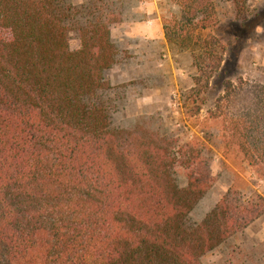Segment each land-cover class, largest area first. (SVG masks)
<instances>
[{"label":"trees","instance_id":"obj_1","mask_svg":"<svg viewBox=\"0 0 264 264\" xmlns=\"http://www.w3.org/2000/svg\"><path fill=\"white\" fill-rule=\"evenodd\" d=\"M118 4L0 0V264H205L216 251L218 264H264L259 247L222 252L264 215L256 192L232 185L191 220L215 183L203 142L180 144L147 122L113 128L106 73L123 60L110 35ZM174 4L164 38L172 54L189 53L198 97L226 52L201 35L215 27L214 0ZM217 109L224 158L263 177L264 87L227 83Z\"/></svg>","mask_w":264,"mask_h":264},{"label":"rangeland","instance_id":"obj_2","mask_svg":"<svg viewBox=\"0 0 264 264\" xmlns=\"http://www.w3.org/2000/svg\"><path fill=\"white\" fill-rule=\"evenodd\" d=\"M86 1L71 0V3L81 5ZM116 1L123 20L111 27L110 35L123 60L106 73L110 84L117 88L108 95L112 101L113 128H129L136 122H147L154 131L164 136L173 135L180 144L198 140L213 152L211 172L215 183L195 206L191 214L194 223H200L232 185L244 195L256 192L264 198V176L257 177L236 154L224 158L222 118L217 117L220 115L218 99L224 96L227 83L236 84L241 80L264 87V0H245V3L242 0H214L215 27L201 35L220 39L226 52L207 90L198 97L190 95L194 88L193 78L198 73L189 53L172 54L169 51L170 57L158 58V54L142 53V45L137 42L135 47L131 39L117 42V36L130 30L129 25L143 18L147 20V17L144 13L146 0ZM157 4L161 21L179 14L174 0H158ZM122 42L129 43L130 49L122 47ZM70 46L73 50L79 47L75 35L71 37ZM152 48L156 52L162 50L157 45ZM177 179L181 186L185 185L182 172L178 171ZM253 247L264 251V215L241 235L231 239L222 252ZM221 254L214 252L204 263L218 264Z\"/></svg>","mask_w":264,"mask_h":264},{"label":"crops","instance_id":"obj_3","mask_svg":"<svg viewBox=\"0 0 264 264\" xmlns=\"http://www.w3.org/2000/svg\"><path fill=\"white\" fill-rule=\"evenodd\" d=\"M157 1L158 0L145 1L146 8L144 10V13L147 17V20L143 18L142 20L129 25L130 30H125L122 32L123 35L121 34L120 36H117V42H127L129 39H131V41L134 42L133 44H135V47H137L138 44L142 45L140 50L142 51V53L158 54V58H160L161 56L170 57V52L167 49L166 41L164 38L162 21L159 13L160 10ZM112 38H114L113 34ZM128 44H124V42L121 43L122 47H124L125 49H130ZM154 45L162 48V50L160 49L159 52H156V50L152 48Z\"/></svg>","mask_w":264,"mask_h":264}]
</instances>
